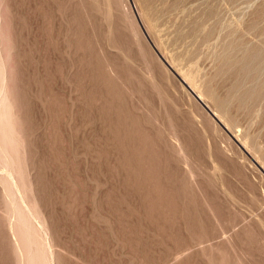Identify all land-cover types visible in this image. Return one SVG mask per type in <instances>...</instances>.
I'll return each instance as SVG.
<instances>
[{
    "label": "rangeland",
    "instance_id": "rangeland-1",
    "mask_svg": "<svg viewBox=\"0 0 264 264\" xmlns=\"http://www.w3.org/2000/svg\"><path fill=\"white\" fill-rule=\"evenodd\" d=\"M0 264H264V0H0Z\"/></svg>",
    "mask_w": 264,
    "mask_h": 264
},
{
    "label": "water",
    "instance_id": "water-1",
    "mask_svg": "<svg viewBox=\"0 0 264 264\" xmlns=\"http://www.w3.org/2000/svg\"><path fill=\"white\" fill-rule=\"evenodd\" d=\"M166 62V61H165ZM168 64V63H167ZM190 91L192 92V94L194 95V97L201 102V104L206 108V110L216 119H218L216 117V115L212 112V110L203 102V100L192 90L190 89Z\"/></svg>",
    "mask_w": 264,
    "mask_h": 264
},
{
    "label": "bare ground",
    "instance_id": "bare-ground-1",
    "mask_svg": "<svg viewBox=\"0 0 264 264\" xmlns=\"http://www.w3.org/2000/svg\"><path fill=\"white\" fill-rule=\"evenodd\" d=\"M186 85H187V87L189 88V90L190 89H192L201 99H202V97H201V95L198 93V92H196L187 82H186ZM212 110V109H211ZM212 112L218 117V114L215 112V111H213L212 110ZM219 118V117H218ZM220 119V118H219Z\"/></svg>",
    "mask_w": 264,
    "mask_h": 264
}]
</instances>
